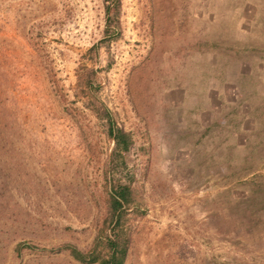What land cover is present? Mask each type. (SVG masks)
<instances>
[{"label": "rangeland", "instance_id": "374dc122", "mask_svg": "<svg viewBox=\"0 0 264 264\" xmlns=\"http://www.w3.org/2000/svg\"><path fill=\"white\" fill-rule=\"evenodd\" d=\"M118 1L106 44L102 0H0V264H79L116 179L123 264H264V0Z\"/></svg>", "mask_w": 264, "mask_h": 264}, {"label": "trees", "instance_id": "16d2710c", "mask_svg": "<svg viewBox=\"0 0 264 264\" xmlns=\"http://www.w3.org/2000/svg\"><path fill=\"white\" fill-rule=\"evenodd\" d=\"M103 12H104V28H103V40L106 44L109 41L115 39L118 35L117 29L119 28L118 21V0H102ZM96 73L92 69H87L83 74V81L87 96L94 98V94L97 92V87L92 85L95 80ZM98 86V84H97ZM98 111L100 110L99 117L102 118L105 124V135L108 140L113 144L111 153L107 155V161L109 165L112 163L120 167L125 166L123 155L126 154L131 146L132 139L128 132L124 131L121 127H118L113 122L108 110L98 105ZM122 166V167H123ZM111 184V185H110ZM109 192H107V213L108 223L111 225L110 234H104L102 236V228L96 231L91 245L86 249H79L73 245H63L62 248L68 252V255L78 262L79 264H123L127 250L129 240L125 236V232L120 228L128 204L130 203V189L129 184L122 183V181L116 179L109 181ZM101 245L104 250L102 256L96 255V247ZM30 247V246H29ZM21 245H16L14 248L17 257H20Z\"/></svg>", "mask_w": 264, "mask_h": 264}, {"label": "crops", "instance_id": "0c3cea01", "mask_svg": "<svg viewBox=\"0 0 264 264\" xmlns=\"http://www.w3.org/2000/svg\"><path fill=\"white\" fill-rule=\"evenodd\" d=\"M258 52H260V51H258ZM256 116L260 118V115H256ZM259 118H257V120H256L257 123H259V120H260ZM256 126L259 128L261 125L260 124H256Z\"/></svg>", "mask_w": 264, "mask_h": 264}]
</instances>
